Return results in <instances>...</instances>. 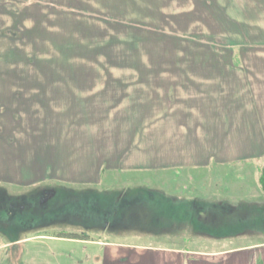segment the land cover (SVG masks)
Masks as SVG:
<instances>
[{"label": "rangeland", "instance_id": "374dc122", "mask_svg": "<svg viewBox=\"0 0 264 264\" xmlns=\"http://www.w3.org/2000/svg\"><path fill=\"white\" fill-rule=\"evenodd\" d=\"M244 55L264 57V0H0V134L57 121L36 129L61 138L56 175L0 183V240L7 244L0 264H102V247L86 238L159 244L170 237L216 249L264 229L255 160L108 171L87 184L57 176L65 163L84 169L86 143L99 140L122 157L162 154L163 128L154 120L164 106L171 114L174 96L193 94V77ZM212 89L196 94L208 103L220 87ZM13 155L27 165L37 154L25 144ZM241 180L256 188L249 207L211 206L235 196L227 186Z\"/></svg>", "mask_w": 264, "mask_h": 264}, {"label": "crops", "instance_id": "0c3cea01", "mask_svg": "<svg viewBox=\"0 0 264 264\" xmlns=\"http://www.w3.org/2000/svg\"><path fill=\"white\" fill-rule=\"evenodd\" d=\"M221 59L226 60V58ZM228 59L223 62L227 64L225 66L222 62H215L221 65L217 71L213 70L214 72H210V75L207 74L209 76L193 77L192 80H195L191 86L194 88L193 94L184 93V95L173 97L176 102L167 105L170 113L172 114L176 110L184 111L182 117L174 116V114L167 115L166 106L162 110L164 114L161 118L154 120V116L152 117L156 121L157 127L162 126V134L164 136L167 134L169 137L165 138L162 134L158 137V141L163 144L162 154L154 155L148 152L147 155L142 156L139 153L128 152L122 157L118 150L108 152L105 146L106 142L99 140L96 143H86V149L89 148L88 152L91 153L82 155L86 157L84 169L76 168L74 163H71V174L68 163H65V166H58L63 171L57 176L71 177L70 180L75 183L87 184L100 182L101 176L108 171L156 167L165 169L211 168L217 164L225 165L255 160L259 169L258 177H260L261 168L264 167V57L244 55L237 58L240 60L239 62H234L233 58L229 65ZM192 75L197 76V74ZM213 85L220 87V90H216L217 94H211L210 102L207 103L205 101L208 100L202 99L204 94H196L202 89L211 90ZM180 89L182 90L183 87ZM44 91L51 92L52 89ZM222 91L227 94L225 98ZM240 99L243 101L240 102ZM196 101H200V103L196 104ZM35 103L38 102L35 101ZM154 110L153 108L152 111ZM54 123L37 121L31 125L28 122L22 133L14 129L10 135L0 134L5 138L4 140L0 136V157L2 160L0 161V183L27 185L47 180L56 175L52 174L55 169L53 161L57 158L54 154L61 138L53 130L46 132L36 129L37 127L41 128L43 124H50V126L53 124L51 128L58 127V122ZM21 125L24 127L25 123ZM29 128L32 131L31 136L27 135ZM154 137L157 141V136ZM25 144L34 147L37 154L34 159H31L32 161L29 160L31 163H27V165L26 161L21 162L20 158L13 155L16 152L20 153V149L24 150ZM63 153L66 154V152ZM41 154H47L43 161L49 154L52 155L45 163L42 161ZM13 159H17L18 163H15ZM141 159L148 160L144 164L145 167L140 166L142 165L140 164L142 161L139 162ZM117 160H120L121 163L114 165L113 162ZM110 161L112 166H108ZM78 162L80 160L76 161V163ZM28 175L29 177L37 176L32 180L27 177ZM76 175H82V177L75 178ZM244 181L241 180L239 183L227 186V191L235 193V196H228L225 202L214 201L211 206L221 209L249 207L248 204L252 198L250 193L256 188L255 186L251 187L249 182L245 185ZM255 182L264 193L259 178ZM237 192H242V194L237 195ZM261 200L259 206L264 211V195ZM261 213L264 215V212ZM251 235L255 237L252 238ZM239 236L242 239L235 242ZM239 236L233 239V242H230L228 246L216 249L196 247L192 243L188 244L187 241H185L186 244H183L184 241L181 239L173 241L178 238L170 239V237L159 244L119 243L101 239L92 240L91 238L81 240L102 247V264H264V229H255L254 232L242 233ZM53 237L62 238L59 235ZM245 238L248 239L245 240Z\"/></svg>", "mask_w": 264, "mask_h": 264}, {"label": "trees", "instance_id": "16d2710c", "mask_svg": "<svg viewBox=\"0 0 264 264\" xmlns=\"http://www.w3.org/2000/svg\"><path fill=\"white\" fill-rule=\"evenodd\" d=\"M259 181H260V184L262 186V189L264 190V167L261 170V174H260V177H259ZM72 236H77V234H73Z\"/></svg>", "mask_w": 264, "mask_h": 264}, {"label": "built area", "instance_id": "2783aa9c", "mask_svg": "<svg viewBox=\"0 0 264 264\" xmlns=\"http://www.w3.org/2000/svg\"><path fill=\"white\" fill-rule=\"evenodd\" d=\"M5 247V244L1 242L0 240V250Z\"/></svg>", "mask_w": 264, "mask_h": 264}]
</instances>
